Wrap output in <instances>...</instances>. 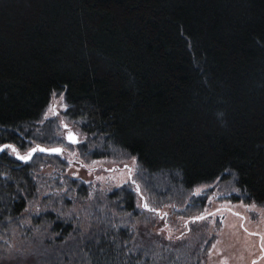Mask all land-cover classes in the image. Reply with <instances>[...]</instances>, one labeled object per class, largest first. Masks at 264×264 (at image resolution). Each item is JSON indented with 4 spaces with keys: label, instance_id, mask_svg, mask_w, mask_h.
Wrapping results in <instances>:
<instances>
[{
    "label": "trees",
    "instance_id": "obj_1",
    "mask_svg": "<svg viewBox=\"0 0 264 264\" xmlns=\"http://www.w3.org/2000/svg\"><path fill=\"white\" fill-rule=\"evenodd\" d=\"M7 143L63 149L0 153V264H206L195 187L264 206V0H0ZM132 157L103 198L66 172Z\"/></svg>",
    "mask_w": 264,
    "mask_h": 264
},
{
    "label": "rangeland",
    "instance_id": "obj_2",
    "mask_svg": "<svg viewBox=\"0 0 264 264\" xmlns=\"http://www.w3.org/2000/svg\"><path fill=\"white\" fill-rule=\"evenodd\" d=\"M66 107L67 104L64 100V96L56 93L47 109L45 117L56 116L62 120L60 114ZM66 122L70 124L69 121L66 120ZM60 123L62 124L61 121ZM72 128L74 130L68 131L64 128L62 130L63 135L65 136L68 133L69 136L70 132L74 133L76 136L77 127L72 124ZM18 152L22 154L21 150ZM71 159H73V156H71ZM120 162L121 163H115V161L111 159H96L84 166H81L82 162H75L74 166L69 165L66 172L69 174L71 173L75 178L82 177L83 180H88L93 188L99 187L100 197L103 198L110 190L129 182V169H131L133 173L137 171L135 158L123 159ZM126 166L127 168H124ZM43 167H49L45 169L46 173L51 171L50 163ZM132 187H135V185H132ZM195 190H199V193L203 194L202 196L205 197L206 201L205 205L200 210V214L216 213L215 216H208L207 219L203 220L206 225V230L216 234L215 241L212 242V246L208 250V258L207 260L205 259L207 261L206 264H250L251 260L264 250L261 247L262 244H264V240L261 239V237H264V206L258 205L255 202H246L243 200L235 201L229 198L227 193L212 184L198 185L195 187ZM144 195L145 198H141V196L136 193L137 204L139 207L141 206V210L145 209V204H152V201L149 200L154 201L150 193L149 198L151 199H149L146 194ZM178 205L181 206L180 204ZM253 205L255 206L254 210L249 211V207ZM160 207L162 209L164 208V206ZM146 209L150 210L148 207ZM165 212L159 214L156 212L160 217L155 228L161 231L165 229V234L164 232H162V234L166 238L170 233L165 227ZM236 213H239V215H236ZM154 230L156 231V229ZM213 245H215V247H213ZM218 260H221V263H219ZM256 264H264V256H262Z\"/></svg>",
    "mask_w": 264,
    "mask_h": 264
},
{
    "label": "snow or ice",
    "instance_id": "obj_3",
    "mask_svg": "<svg viewBox=\"0 0 264 264\" xmlns=\"http://www.w3.org/2000/svg\"><path fill=\"white\" fill-rule=\"evenodd\" d=\"M61 99H62V97H61ZM65 127H67V125H65ZM68 139H69V141L72 142V143L77 142L76 139H75V137H74V135L71 134V133H69ZM4 148H12V151H13V152L16 151V149H15L13 146H11V145H5ZM2 150H3V149L0 148V151H2ZM36 151H50V152H53V153H60V152H61V149H59V148H54V149L47 150V149H42V148L37 147V148L32 149V150L27 154V156H20L19 153H17V155L19 156L20 159H22V160H26V159H28V158L31 157V155H32L33 152H36ZM126 167H127V166H126ZM129 173L131 174V169H129ZM133 183H135V182L133 181ZM137 188H138V186H137ZM196 194H199V190H197V193H196ZM144 207L147 208L148 205L145 204ZM254 208H255L254 205H253V206H250V207H249V211H253ZM217 211H219V210H217ZM215 215H216V213H208L207 215H201V216H198V217H196L195 219H196V220H205V219L208 218V216H215ZM236 215H239V213H236ZM256 235H258V234H256ZM261 239L264 240V237H261ZM213 247H215V245H213ZM261 247H262V249H264V244H262ZM253 264H256V261H253Z\"/></svg>",
    "mask_w": 264,
    "mask_h": 264
},
{
    "label": "water",
    "instance_id": "obj_4",
    "mask_svg": "<svg viewBox=\"0 0 264 264\" xmlns=\"http://www.w3.org/2000/svg\"><path fill=\"white\" fill-rule=\"evenodd\" d=\"M71 134H73L74 135V133H71ZM74 137H75V139H76V136L74 135ZM76 141H77V139H76ZM5 145H11V146H13L15 149H16V151L14 152L15 154H16V156L19 158V156L17 155V153H19L18 151H19V149H18V147L17 146H15L14 144H10V143H7V144H1L0 145V148H2L3 150L2 151H4L5 149H7V148H4V146ZM37 147H39V148H42V149H47V150H50V149H54V148H59V149H61V151H62V147H45V146H42V145H36V146H34L32 149H34V148H37ZM9 149H11L12 150V148H9ZM31 149V150H32ZM30 150V151H31ZM2 151H0V153L2 152ZM30 151H28V152H30ZM28 152H24V153H19V155L20 156H27V154H28ZM46 152H50V151H46ZM34 153V152H33ZM32 153V154H33ZM32 156V155H31ZM131 175V174H130ZM138 190L140 191V188H138Z\"/></svg>",
    "mask_w": 264,
    "mask_h": 264
},
{
    "label": "flooded vegetation",
    "instance_id": "obj_5",
    "mask_svg": "<svg viewBox=\"0 0 264 264\" xmlns=\"http://www.w3.org/2000/svg\"><path fill=\"white\" fill-rule=\"evenodd\" d=\"M264 256V250L261 254H259L257 257L253 258V260H251L250 264H253V261H256V263L260 260V258ZM219 263H221V260H218Z\"/></svg>",
    "mask_w": 264,
    "mask_h": 264
},
{
    "label": "bare ground",
    "instance_id": "obj_6",
    "mask_svg": "<svg viewBox=\"0 0 264 264\" xmlns=\"http://www.w3.org/2000/svg\"><path fill=\"white\" fill-rule=\"evenodd\" d=\"M20 169V168H19Z\"/></svg>",
    "mask_w": 264,
    "mask_h": 264
}]
</instances>
